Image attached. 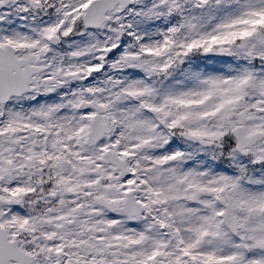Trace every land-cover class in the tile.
I'll return each mask as SVG.
<instances>
[{
    "label": "snow or ice",
    "instance_id": "1",
    "mask_svg": "<svg viewBox=\"0 0 264 264\" xmlns=\"http://www.w3.org/2000/svg\"><path fill=\"white\" fill-rule=\"evenodd\" d=\"M0 264H264V0H0Z\"/></svg>",
    "mask_w": 264,
    "mask_h": 264
}]
</instances>
